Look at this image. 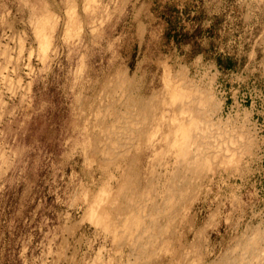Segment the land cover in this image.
I'll return each instance as SVG.
<instances>
[{
    "label": "clouds",
    "instance_id": "1",
    "mask_svg": "<svg viewBox=\"0 0 264 264\" xmlns=\"http://www.w3.org/2000/svg\"><path fill=\"white\" fill-rule=\"evenodd\" d=\"M171 2L187 34L202 35L177 45L159 22L163 7L149 11L153 0H0V181L27 167L35 147L17 137L33 116L56 109L50 88L65 98L74 129L57 170L83 159L57 201L66 209L57 234L18 241L24 264H264V154L243 160L246 134L236 137L231 165L207 155L165 176L136 171L173 134L169 113L192 120L194 112L206 141L229 136L214 120L217 96L250 98L264 117V0ZM182 86L192 104L178 109L168 97ZM118 162L134 174L118 179ZM101 186L113 202L96 231L77 236L84 221L72 213L87 212Z\"/></svg>",
    "mask_w": 264,
    "mask_h": 264
},
{
    "label": "rangeland",
    "instance_id": "2",
    "mask_svg": "<svg viewBox=\"0 0 264 264\" xmlns=\"http://www.w3.org/2000/svg\"><path fill=\"white\" fill-rule=\"evenodd\" d=\"M161 6L163 11L159 13V22L164 23L166 36L171 38L175 34L177 45L181 41L202 35L200 28H196L191 37L187 34L186 25L181 23L180 10L171 0H167L162 5L160 0H153L149 11L157 12ZM185 15H187L186 9ZM202 18L203 15L194 19L199 21ZM144 51L147 52V45ZM181 76L185 84L190 85L188 74L185 72ZM166 83L162 80V84ZM212 88L215 90V85ZM48 91L51 103L57 106L56 109L33 116L27 124L26 133L22 137H17V143L24 147H35L34 151L26 153L27 167L21 164L9 169L3 181H0L2 185L0 187V264H24L20 259L21 245L18 243L22 236L31 233L35 237L33 243L39 244L49 233L57 234V229L62 225L61 214L66 211L57 201L65 198L64 192L71 183L73 172L79 173L80 165L83 164V159L77 156L75 168L69 166L62 171L57 170L59 158L67 150L65 146L73 137L74 129L70 109L64 102L65 98L55 88H50ZM226 98L227 101H224V97L217 96L215 102L217 116L214 120L219 121L222 129L229 131V136L206 141L201 139L203 133L197 131L198 125L195 123L194 112L192 120L183 116L182 113H169L172 116L173 134L166 136L167 143L157 144L152 151L142 155L136 171L147 176L148 171L155 170L161 176H165L178 164L188 165L207 155L217 156V164L231 165L233 155L239 158L238 149L234 148L233 144L236 143V137L242 134H246L251 151L250 156H244V161L264 154V117H258L252 110L253 104L250 98L245 103H240L232 93H228ZM168 103L179 109L185 105L191 106L192 98L182 86L172 91L168 97ZM159 115L161 118H167L164 113ZM177 116H179V122H177ZM156 139L158 140L159 137ZM8 143L10 147H14L11 141ZM37 158H40L38 167H36ZM118 164L124 172V176L115 173L118 179H127L134 174L128 172L125 162H118ZM241 167H243V161ZM250 167L255 165L252 164ZM21 169L24 170L21 171ZM235 182L239 183V180ZM147 188V183H144L142 190ZM149 195L151 196L152 193ZM90 201L91 203L86 205L87 212L80 209L78 216L76 212L72 213L73 216L84 221L77 236L81 234L89 236L96 231L94 223L101 219V212L113 202V194L101 186L90 197ZM119 211L127 214L126 209H119ZM56 243L58 244L59 241ZM32 254L30 251L29 255ZM36 254L38 255L39 252Z\"/></svg>",
    "mask_w": 264,
    "mask_h": 264
},
{
    "label": "built area",
    "instance_id": "3",
    "mask_svg": "<svg viewBox=\"0 0 264 264\" xmlns=\"http://www.w3.org/2000/svg\"><path fill=\"white\" fill-rule=\"evenodd\" d=\"M224 101H227V98H226V96L224 97ZM241 103V102H240ZM243 103H245V102H243Z\"/></svg>",
    "mask_w": 264,
    "mask_h": 264
}]
</instances>
